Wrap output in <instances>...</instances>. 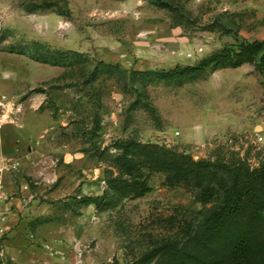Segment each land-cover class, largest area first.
<instances>
[{
    "label": "rangeland",
    "instance_id": "obj_1",
    "mask_svg": "<svg viewBox=\"0 0 264 264\" xmlns=\"http://www.w3.org/2000/svg\"><path fill=\"white\" fill-rule=\"evenodd\" d=\"M262 39L264 0H0V119L13 121L0 155L19 160L13 186L30 197L5 246L52 264H128L174 235L200 205L159 172L142 197L82 204L104 189L116 139L264 163L260 52L187 79L155 72Z\"/></svg>",
    "mask_w": 264,
    "mask_h": 264
},
{
    "label": "trees",
    "instance_id": "obj_2",
    "mask_svg": "<svg viewBox=\"0 0 264 264\" xmlns=\"http://www.w3.org/2000/svg\"><path fill=\"white\" fill-rule=\"evenodd\" d=\"M257 52L264 58V39L240 40L196 64L155 72L161 79H187L211 65L238 66ZM112 144L114 152H105L113 166L104 176L105 187L100 195L82 197L83 205L101 210L115 198L142 197L151 190L154 172L163 174L167 187L194 190L200 205L181 219L174 235L152 241L128 264H264V163L193 159L184 151L131 138Z\"/></svg>",
    "mask_w": 264,
    "mask_h": 264
},
{
    "label": "crops",
    "instance_id": "obj_3",
    "mask_svg": "<svg viewBox=\"0 0 264 264\" xmlns=\"http://www.w3.org/2000/svg\"><path fill=\"white\" fill-rule=\"evenodd\" d=\"M2 125V124H1ZM0 125V128H1ZM10 130L5 128L0 130V141L9 135ZM10 150V149H9ZM10 151H13L11 149ZM0 154L2 152L0 151ZM14 170L6 171L2 178V188L0 191V210L6 214V219L3 223L4 230V242L8 240V243L12 244V237L17 234V229H19L22 224V219L27 212L25 203L30 199L26 196L25 189L27 188L26 183H20L19 189H14L11 173ZM19 191V192H18ZM5 246V244H4ZM6 253L11 256L14 261L18 264H52L53 258L50 256H40L35 257L32 255V250H28L26 247H11L5 246ZM26 252V253H23ZM30 252L31 254H29Z\"/></svg>",
    "mask_w": 264,
    "mask_h": 264
},
{
    "label": "built area",
    "instance_id": "obj_4",
    "mask_svg": "<svg viewBox=\"0 0 264 264\" xmlns=\"http://www.w3.org/2000/svg\"><path fill=\"white\" fill-rule=\"evenodd\" d=\"M0 109L1 111L7 106L6 99H3V95H0ZM1 117V114H0ZM8 116H5L3 120L0 119V125L4 122H13L12 119H7ZM19 166L18 159H10L0 155V191L2 188V178L6 171L15 170ZM6 219V214L0 210V264H18L14 259L9 256L4 248V230L3 223Z\"/></svg>",
    "mask_w": 264,
    "mask_h": 264
}]
</instances>
